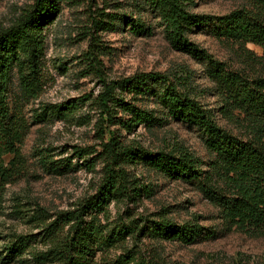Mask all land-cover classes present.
Here are the masks:
<instances>
[{
	"label": "trees",
	"instance_id": "1",
	"mask_svg": "<svg viewBox=\"0 0 264 264\" xmlns=\"http://www.w3.org/2000/svg\"><path fill=\"white\" fill-rule=\"evenodd\" d=\"M64 1L32 0L9 26L0 28V215L5 187L18 175L23 163L20 146L29 129L23 110L17 104L11 105L12 80L16 74L25 100L37 99L41 94L45 30L57 19ZM194 1L131 0L135 13L129 16L103 12L104 19L94 22V26L102 32L129 31L140 36H151L155 25L161 27L172 49L203 66L214 95L220 98L219 111L230 119H235L236 112L245 117L248 136H236L218 124L215 111L197 99L196 87L192 86L195 74L189 71L182 76L142 72L119 81H104V90L94 100L82 97L42 107L35 117L44 123L52 117L72 120L79 106L88 102L101 111L102 117L106 115L108 122L127 131L140 125L153 130L177 122L199 132L211 159L207 170H203L202 161L186 148L151 151L138 144L125 145L121 136L112 132L101 143V152L96 147L75 148L73 155L80 160L75 165L69 160H53L48 150H38L44 171L55 175L74 168L92 172L98 162L104 164L97 194L84 200L76 210L58 213L50 223L47 221L51 216L44 209L31 212L17 204V217L32 213L30 221L44 227L45 237L54 244L49 251L35 256L39 263L161 264L143 257L138 245L126 247L127 237L190 246L216 236L215 231L199 222L178 224L163 215L157 221L147 217L125 222L121 218L113 226L101 224L99 215L112 201L136 204L145 194L151 195L147 186L131 175L130 166L142 165L168 180L196 184L231 227L248 234H264V73L247 74L234 69L191 38L203 26L212 24V32L219 39L240 46L252 43L264 52V0H245V6L222 16L193 12ZM100 42L93 37L87 54L93 72L103 69L100 57L105 54L98 51ZM138 102L152 103L155 108L142 109ZM119 114L129 119L124 120ZM7 156H13L10 167L6 166ZM66 226L68 230L61 237ZM32 237L15 236L4 246L0 264H10L26 252L34 241ZM113 249L122 252L114 259L97 262L99 253L107 254Z\"/></svg>",
	"mask_w": 264,
	"mask_h": 264
},
{
	"label": "rangeland",
	"instance_id": "2",
	"mask_svg": "<svg viewBox=\"0 0 264 264\" xmlns=\"http://www.w3.org/2000/svg\"><path fill=\"white\" fill-rule=\"evenodd\" d=\"M31 2L32 0H0V28L9 26ZM130 2L131 0H65L57 19L45 30L43 90L39 97L25 100L17 75L13 77L11 105L14 107L17 104L23 110L29 129L20 146L23 163L19 173L5 187L0 215V256L5 252L4 246L15 236L32 235L34 241L26 252L10 264H43L35 256L54 247L45 237L44 227H38L35 222L30 221L32 213L29 212L22 218L17 217L18 203L31 212L36 208L44 209L51 216L47 221L50 223L58 213L76 210L84 200L96 195L104 176L102 162H98L92 172L85 168H74L62 175L48 173L39 162L38 150H48L53 160H69L75 165L80 161L73 155L75 148L96 147L101 152V143L108 140L109 133L112 132L120 135V140L125 145L138 144L151 151L186 148L202 161L203 170H207L211 159L199 132L177 122L153 130L140 125L133 131H127L120 125L108 122V117H102L101 111L88 102L87 105L79 106L72 120L52 117L44 123L37 121L35 117L42 107L82 97L94 100L104 90V81H119L142 72L182 76L189 71L195 74L192 86L196 87L197 99L205 107L215 111L218 124L236 136H248L245 117L237 116L236 112L235 119H230L219 111L220 98L214 95L213 85L204 76L203 66L189 55L172 49L161 27L155 25L151 36H140L129 31L102 32L94 26V22L104 19L103 12L132 15L135 9L130 6ZM194 3L193 12L211 16H222L246 5L245 0H195ZM212 28V24L203 26L191 35L192 40L234 69L247 74L264 73L262 47L252 43L240 46L221 40L214 35ZM93 37L101 40L102 47L98 51L105 54L100 57L103 65L100 72H93L89 68L87 54L92 49ZM137 106L147 110L155 108L148 102H138ZM119 117L129 119L122 114ZM102 127L105 128L104 131ZM12 158L13 156L6 157L7 167L11 166ZM128 170L132 176L139 178L141 184L147 186L151 195L145 194L136 204L126 205L112 201L105 213L99 215L101 224L113 226L121 218L125 222L147 217L157 221L163 215L178 224L199 222L215 231L216 236L190 246L178 242L158 243L152 239L135 241L127 237L126 247L138 245L143 257L150 261L159 260L161 264H264V234H248L231 227L221 211L196 184L168 180L142 165L130 166ZM219 186L223 187L221 183ZM68 227H65L61 237ZM121 252V249H113L107 254L99 253L97 262L114 259Z\"/></svg>",
	"mask_w": 264,
	"mask_h": 264
}]
</instances>
